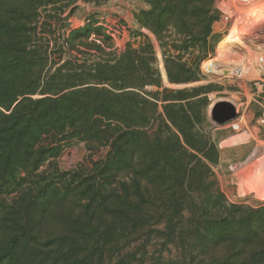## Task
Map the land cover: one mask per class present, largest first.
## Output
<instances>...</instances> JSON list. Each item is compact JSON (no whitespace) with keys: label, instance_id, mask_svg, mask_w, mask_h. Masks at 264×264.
Segmentation results:
<instances>
[{"label":"rangeland","instance_id":"1","mask_svg":"<svg viewBox=\"0 0 264 264\" xmlns=\"http://www.w3.org/2000/svg\"><path fill=\"white\" fill-rule=\"evenodd\" d=\"M150 8L149 0H0V97L4 83L12 87L8 98L16 96L8 109L0 107V264H264V226H252L240 239L206 242L186 218L171 236L156 205V186L147 179L135 181L137 192L127 202L124 185L133 175L125 168L108 171L105 164L120 146L119 131L94 132L90 127L100 122L83 114L84 106L106 97L118 82L76 81L66 88L73 78L92 75L117 80L126 49L150 46L162 86L208 91L198 131L217 151L212 170L227 201L263 207L264 184L251 182L256 157L264 153V58L247 56L240 36L254 31L263 42L264 0H214L209 31L203 20L187 35L172 27L158 34L140 24L136 15L145 20ZM81 28L83 33H72ZM209 45L198 63V81L163 79L164 57L176 56L195 71V58ZM16 57L22 58L20 68L3 72L1 66L15 65ZM52 100L67 110L47 129L30 130L28 118L17 126L15 120L44 112ZM219 100L235 106L220 125L210 119ZM140 161L138 155L134 168Z\"/></svg>","mask_w":264,"mask_h":264},{"label":"trees","instance_id":"2","mask_svg":"<svg viewBox=\"0 0 264 264\" xmlns=\"http://www.w3.org/2000/svg\"><path fill=\"white\" fill-rule=\"evenodd\" d=\"M149 4L151 8L145 20H141L139 15L136 18L140 24L158 34L172 27L180 35H187L203 20L209 25L204 32H208L211 23L216 20V15L209 14L214 0H149ZM85 29L72 33H83ZM234 33L236 30L230 32ZM208 47L211 46H206L195 58V71L176 56L164 57L165 73L161 67L163 79L166 81V74L169 83L198 81V63L208 53ZM124 56L118 61L125 66L119 79L97 75L87 79L73 78L74 84H66V88L79 85L76 81L81 84L118 82L105 90L106 97L84 106L83 114L89 117L93 115L90 123L100 122L90 127L94 132L104 129L119 131L115 140L120 139V146L113 147L112 157L105 164L108 171L125 168L133 175V180L124 185L127 202L130 203L137 192V189L134 190L135 181L147 179L156 186V205L160 216L168 221L171 236L177 235L186 218L192 227L191 232L206 242L232 237L240 239L254 231L252 226H264V206L252 209L230 203L216 184L212 165L217 163V151L198 131L205 119L208 92L205 86L178 89L162 86L159 72L154 68L157 60L150 46L128 48ZM15 59V65L6 64L1 66V70L9 72L20 68L22 58ZM146 85L156 86V90L147 91L144 89ZM1 87L0 107L8 109L16 96L8 98L5 93L12 92L11 86L4 83ZM112 90L121 92L113 94ZM58 104L52 100L44 112L36 116H22L15 120L17 126L22 124V119L28 118L24 120V125L41 133L44 127H49L50 121H55L60 111L67 110V107L60 109ZM68 112L74 115L76 110ZM41 118L47 119L48 123H40ZM33 138L38 139L37 135ZM138 155L141 161L139 167L134 168ZM186 212L190 213V218L185 215Z\"/></svg>","mask_w":264,"mask_h":264},{"label":"bare ground","instance_id":"3","mask_svg":"<svg viewBox=\"0 0 264 264\" xmlns=\"http://www.w3.org/2000/svg\"><path fill=\"white\" fill-rule=\"evenodd\" d=\"M260 40H261V35H257L254 31H252L249 34H244L240 36V42H243L245 44V47H247V56L250 55L254 57L255 59L264 58V39H263V42H260ZM256 153H259L258 147L253 151V153L247 159L248 161L247 162L245 161L246 166L247 165L249 166L253 162V159H255L254 157L256 156ZM256 158L258 162L255 168L253 169L254 170V180L251 183L260 182L264 184V153H262L261 156L260 155L257 156Z\"/></svg>","mask_w":264,"mask_h":264},{"label":"water","instance_id":"4","mask_svg":"<svg viewBox=\"0 0 264 264\" xmlns=\"http://www.w3.org/2000/svg\"><path fill=\"white\" fill-rule=\"evenodd\" d=\"M166 81L168 82L167 77ZM234 113L235 106L232 103L219 100L215 102L210 108V119L213 123L220 125L230 120Z\"/></svg>","mask_w":264,"mask_h":264},{"label":"built area","instance_id":"5","mask_svg":"<svg viewBox=\"0 0 264 264\" xmlns=\"http://www.w3.org/2000/svg\"><path fill=\"white\" fill-rule=\"evenodd\" d=\"M259 121L261 122V124H264V99H263V104H262V115L259 118Z\"/></svg>","mask_w":264,"mask_h":264}]
</instances>
